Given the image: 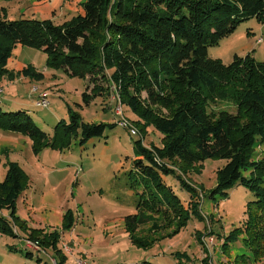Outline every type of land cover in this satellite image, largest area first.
<instances>
[{"label":"trees","instance_id":"16d2710c","mask_svg":"<svg viewBox=\"0 0 264 264\" xmlns=\"http://www.w3.org/2000/svg\"><path fill=\"white\" fill-rule=\"evenodd\" d=\"M83 6V15L60 25L51 20H11L0 15V81L12 79L19 72L25 78L42 80L44 75L32 66L17 74L8 69L18 44L37 48L48 55L47 64L52 69H63L85 80L90 77L93 82L100 78L108 82L105 90L95 84L92 94L84 96L86 103L105 91L107 95L113 93V86L119 103L139 117L135 124L142 136L149 127L162 134L161 147L135 143L142 155L135 160V167L156 188L139 213L126 219V232L138 246L147 248L160 240L136 238L141 229L161 233L178 222L176 231L169 233L173 236L187 226L191 213H196L190 208L185 210L180 198L163 181L162 174L175 173L163 161L172 162L182 173L207 160L228 161L218 170L211 197L226 198L240 183L254 190L258 200L248 205L244 231L236 228L226 236L223 250L226 252L244 232L251 255L237 256L233 264L261 260L264 188L257 176L248 179L243 172L258 167L253 155L256 146L264 144V62H256L249 54L226 65L211 58L209 50L243 21L256 18L263 23L264 0H87ZM143 90L149 93V100H141ZM216 98L235 100L239 112H208L209 103ZM0 119V127L5 130L28 135L36 151L43 146L55 150L68 147L70 137L80 131L84 144L116 126L86 123L76 115L70 123L61 121L55 136L49 139L26 112L4 113L0 108ZM177 178L194 197L191 184L180 175ZM27 184L23 169L11 163L0 182V235L18 237L16 227L27 232L25 222L17 216V202ZM3 211H8L11 220L3 216ZM72 226L69 212L63 227L70 230ZM61 238L58 231L44 229H34L26 236L39 251L51 247L58 256L56 264H66L68 257L59 246ZM202 264H208L207 260Z\"/></svg>","mask_w":264,"mask_h":264},{"label":"rangeland","instance_id":"374dc122","mask_svg":"<svg viewBox=\"0 0 264 264\" xmlns=\"http://www.w3.org/2000/svg\"><path fill=\"white\" fill-rule=\"evenodd\" d=\"M86 1L0 0V15L11 20H51L60 25L83 15ZM249 54L256 62H264V22L256 18L240 23L232 34L209 50L211 58L220 59L226 65L236 57ZM47 61L48 55L43 50L19 44L13 49L8 63L11 72L17 74L32 66L44 78H25L19 72L12 79H2L0 108L4 113H28L49 139L55 136L61 121L70 123L71 117L76 115L86 123L116 126L84 144L80 131L70 137L68 147L55 150L43 146L38 151L28 135L0 127V182L6 178L11 163L18 164L28 177L27 187L17 202V216L28 230L25 233L16 227L18 237L1 234L0 264H56L52 258L58 259V256L51 247L44 251L26 247V236L34 229L61 234L59 246L68 257L66 264H76L77 260L86 264H202L203 260L208 264L211 261L233 264L237 256L251 255L244 232L226 252L223 244L234 229L245 228L249 219L248 205L258 197L254 190L238 183L226 198L219 195L212 198L218 170L228 163L218 159L187 168L185 173L172 162L163 161L175 170L174 174H162L163 181L180 198L185 210L190 208L196 213H191L187 226L178 234L169 236L179 224L170 225L168 218L170 226L161 233L151 234L141 229L136 237L159 241L147 248L134 244L125 229L126 219L139 213L149 195L156 192L154 184L135 167V160L142 158L135 143L142 141L148 148L153 144L161 147L163 136L153 127L142 136L135 124L139 117L119 103L115 88L112 86L113 93L109 95L103 92L109 87L107 81L75 77L63 69L50 68ZM95 84L104 88L103 95L86 103L84 96L92 94ZM42 94L48 95V108L36 105ZM139 96L142 101L149 100L147 90L141 91ZM207 110L237 114L239 104L231 98H216ZM122 122L128 126L121 125ZM130 129H135L138 135H132ZM254 153L253 158L259 165L243 172V176L248 179L257 176L260 187L264 188V144H258ZM179 175L195 189L194 197L182 187ZM69 212L73 216L70 230L63 227ZM3 216L10 218L8 211H3ZM29 253L33 257L28 256ZM251 264H264V257Z\"/></svg>","mask_w":264,"mask_h":264},{"label":"built area","instance_id":"2783aa9c","mask_svg":"<svg viewBox=\"0 0 264 264\" xmlns=\"http://www.w3.org/2000/svg\"><path fill=\"white\" fill-rule=\"evenodd\" d=\"M1 94H2V91L0 90V96H1ZM39 97L40 98L38 99V101L36 103L37 107H39V108H48L49 105H50V102L48 100V95L47 94H42ZM121 125H123L125 127L128 126V124L125 123V122H122ZM130 131H131V134L134 135V136L138 134V132L135 129H130ZM0 237H1V235H0ZM211 242L213 243V239H211ZM211 242H209V243L212 244ZM26 246L28 248H30V249L39 251V248H38L37 244L36 243H32L31 241L26 240ZM76 264H86V263L77 260ZM210 264H214V263L211 261Z\"/></svg>","mask_w":264,"mask_h":264},{"label":"crops","instance_id":"0c3cea01","mask_svg":"<svg viewBox=\"0 0 264 264\" xmlns=\"http://www.w3.org/2000/svg\"><path fill=\"white\" fill-rule=\"evenodd\" d=\"M19 234V233H18ZM27 247V246H26ZM28 248V247H27ZM30 249V248H29ZM52 260H55L54 258H52Z\"/></svg>","mask_w":264,"mask_h":264}]
</instances>
